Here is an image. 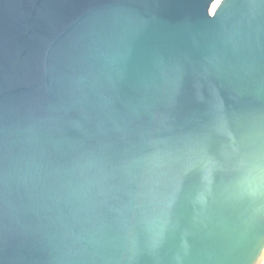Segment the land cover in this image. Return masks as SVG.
Segmentation results:
<instances>
[{
  "label": "water",
  "instance_id": "water-1",
  "mask_svg": "<svg viewBox=\"0 0 264 264\" xmlns=\"http://www.w3.org/2000/svg\"><path fill=\"white\" fill-rule=\"evenodd\" d=\"M0 0V264L264 263V0Z\"/></svg>",
  "mask_w": 264,
  "mask_h": 264
},
{
  "label": "bare ground",
  "instance_id": "bare-ground-1",
  "mask_svg": "<svg viewBox=\"0 0 264 264\" xmlns=\"http://www.w3.org/2000/svg\"><path fill=\"white\" fill-rule=\"evenodd\" d=\"M220 2V0H217L213 6V9L218 5V3ZM264 264V263H263Z\"/></svg>",
  "mask_w": 264,
  "mask_h": 264
}]
</instances>
